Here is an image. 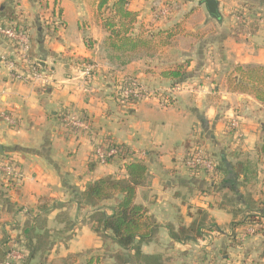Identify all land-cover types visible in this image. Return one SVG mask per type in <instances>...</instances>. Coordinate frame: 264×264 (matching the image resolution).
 I'll list each match as a JSON object with an SVG mask.
<instances>
[{
	"label": "crops",
	"instance_id": "obj_1",
	"mask_svg": "<svg viewBox=\"0 0 264 264\" xmlns=\"http://www.w3.org/2000/svg\"><path fill=\"white\" fill-rule=\"evenodd\" d=\"M156 1L171 7L168 17H156ZM203 1L129 0L138 16L135 33L153 35L155 48L123 63L105 47L97 0H0V23L28 26L30 56L48 78L47 84L22 83L0 62V110L16 119L14 126L0 120V162L13 157L22 175L11 185L0 181V244L3 236L13 239L0 245V264L25 223L34 226V244L45 236L29 264H61L87 251L105 255L107 248L114 262L120 248L110 233L102 237L101 216L112 215L116 200L96 209L77 205L75 197L104 176L126 178L131 162L148 167L136 203L158 225L141 247L144 256L160 264H264V105L227 89L235 67L264 66V0H216L220 19ZM243 11L249 17L240 26L234 15ZM1 53L15 55L2 39ZM179 65L187 66V79L176 90L163 73ZM127 78L173 92L170 105L152 97L123 106L117 93ZM64 112L83 119L86 129L67 131ZM102 139L127 152L95 163L92 152ZM195 146L215 160L214 177L187 170ZM256 214L261 230L242 238L248 226L234 230L233 223ZM193 224H213L221 234L196 241L171 236L170 229Z\"/></svg>",
	"mask_w": 264,
	"mask_h": 264
},
{
	"label": "trees",
	"instance_id": "obj_2",
	"mask_svg": "<svg viewBox=\"0 0 264 264\" xmlns=\"http://www.w3.org/2000/svg\"><path fill=\"white\" fill-rule=\"evenodd\" d=\"M97 1L99 16L107 33L104 44L110 53L124 63L142 53L153 52L155 48L154 36H142L135 33L134 26L138 16L128 9L129 0ZM169 37L171 38V36ZM186 67V65H179L175 69L163 73V77L174 80L175 87H177L187 79ZM227 89L234 94L251 95L264 105V66L235 67L228 75ZM121 151L123 152L121 156L127 152L123 147H121ZM125 170L126 178L104 176L88 184L84 191L77 193L76 203L79 206L85 205L98 209L103 202L115 199L116 206L112 215L101 216L102 233H99L104 239L106 237L103 233H110L112 243L120 248L114 257L116 264H160L158 258L144 256L141 252L142 245L151 242L158 230L155 219L148 215L147 209L136 203L137 189L145 185L148 167L143 162H131L125 165ZM244 226H256L257 232H259L262 223L256 214L244 217L242 221L232 225L234 230ZM17 231L20 233L18 234L19 241H16V244L24 247L26 256L17 264H29L35 258L36 253L43 249L39 243L45 236L38 235V238L42 236V239H39V243L34 244L33 238L36 236L34 235V226H31L30 223H25ZM170 233L173 239L178 241H196L207 236L215 238L221 234V230L213 224H208V226L193 224L189 227H181L177 231L170 229ZM12 241L13 239L6 237L0 245L5 247ZM80 256L82 254L70 256L64 259L61 264H75ZM85 264H99V258H86Z\"/></svg>",
	"mask_w": 264,
	"mask_h": 264
},
{
	"label": "built area",
	"instance_id": "obj_3",
	"mask_svg": "<svg viewBox=\"0 0 264 264\" xmlns=\"http://www.w3.org/2000/svg\"><path fill=\"white\" fill-rule=\"evenodd\" d=\"M157 9V18H166L170 15L171 7L160 1L155 2ZM247 13V12H246ZM244 11L242 13H235L234 18L238 25H244L249 15ZM19 22V23H18ZM0 39L4 40L10 45L15 55L11 56L7 53L0 54V62L4 65L10 78L20 81L22 83H30L33 86L39 84H47L48 78L42 73L40 66L30 56V49L32 44L31 33L28 26L20 21H7L0 23ZM93 67H86V74H90ZM182 85L175 89H183ZM173 92L160 90L155 92L147 87L142 86L137 80L127 78L119 87L117 93L118 101L123 106L134 105L140 101L150 99L152 97L159 98L163 106L168 107L171 103V95ZM0 120L14 126L16 124L15 117L8 111L0 110ZM63 127L70 132H76L86 129V124L83 119L79 118L72 112H64L61 116ZM230 128L236 132L237 139L242 137L240 125L237 120L230 122ZM123 154L121 147L115 145L112 141L102 139L92 152V159L99 165H106L115 158ZM187 170L198 175H206L209 177L216 175L215 160L208 155L203 149L198 146L190 150L187 161L185 163ZM22 175L19 167L13 157L1 160L0 162V181L7 185L21 182ZM257 233L256 226H248L247 235H254ZM25 253L21 245L13 242L12 248L6 254L5 260L2 264H17L25 259Z\"/></svg>",
	"mask_w": 264,
	"mask_h": 264
},
{
	"label": "rangeland",
	"instance_id": "obj_4",
	"mask_svg": "<svg viewBox=\"0 0 264 264\" xmlns=\"http://www.w3.org/2000/svg\"><path fill=\"white\" fill-rule=\"evenodd\" d=\"M155 4V3H154ZM166 4V3H165ZM168 5V4H166ZM171 13V11H170ZM238 13V12H237ZM1 235V234H0ZM3 241V238H1ZM112 251L107 248L104 252L105 255H102L101 253L99 254L97 251H89L88 253H84L82 256L79 257V260L75 264H85V259H89V257H98L99 258V264H116V259L114 258V262L111 261V259L108 258L109 255H111ZM115 256V254L113 255Z\"/></svg>",
	"mask_w": 264,
	"mask_h": 264
},
{
	"label": "water",
	"instance_id": "obj_5",
	"mask_svg": "<svg viewBox=\"0 0 264 264\" xmlns=\"http://www.w3.org/2000/svg\"><path fill=\"white\" fill-rule=\"evenodd\" d=\"M205 5L209 15L214 19H220V11H219V3L216 0H204L201 2ZM39 66L42 65L41 62H37ZM263 152H264V145H263ZM0 153H3V148L0 147Z\"/></svg>",
	"mask_w": 264,
	"mask_h": 264
}]
</instances>
